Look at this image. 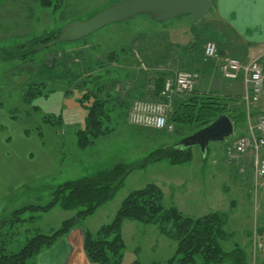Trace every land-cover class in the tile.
I'll return each mask as SVG.
<instances>
[{"label": "rangeland", "instance_id": "rangeland-1", "mask_svg": "<svg viewBox=\"0 0 264 264\" xmlns=\"http://www.w3.org/2000/svg\"><path fill=\"white\" fill-rule=\"evenodd\" d=\"M51 1L53 7L50 10L40 8L39 3L37 4V17L27 39H20L21 41L15 39L10 40L11 42L4 41V43L2 40L0 42V109L7 112L22 130L35 134V137L40 136L42 138L40 142L43 145L57 152L60 164L59 171L54 176L43 184L35 183V186L20 198L22 199L19 200L18 207L20 208L30 205L45 206L52 201L53 194L59 186L92 177L118 165H140L143 158L156 150L157 147L165 143H174L172 139H156L154 130L137 129L130 126L126 119L125 107L118 109L117 105L119 104L116 101V106H109L111 109L110 118L103 124L104 128L107 129L105 134L82 149L79 146L77 133L84 128L88 110L80 101L82 97L80 90L78 88L71 89V86L63 79L62 74L58 72V69H63L60 62L64 56L68 53L73 54V64L83 63L86 68L87 63L84 60L91 59L92 67L99 65L104 69L114 70L112 75L108 74L107 78H104L105 90L103 95L104 93L109 94L111 99L117 100L116 97L123 98L127 89L130 88H126V72H136L135 68L126 66L124 63L126 62V53H123L121 49L126 47L127 41L129 42L133 37L140 34L146 35V39L150 41L149 35H154L153 40H151L152 49L144 48L143 53L146 58L150 59L153 65H150L151 69L157 66L160 70L164 68L166 55L163 47L165 44H169V37L154 32L164 26L175 28L186 24V28H190L196 24L190 16H181L159 23L153 21L149 16L141 15L125 23L111 24L82 41L58 43L52 38L49 42L46 41L50 36L49 34L52 33V36L59 34L69 23L86 21L105 10L112 3H119L124 0H62V7L59 10L57 6L60 0L59 2L57 0ZM2 2L5 1L2 0ZM31 4L33 3L31 2ZM54 8L55 10H53ZM22 11L26 12L25 9ZM15 25V22H5V26L8 27H15ZM26 25L29 24L26 22ZM16 27L20 28L17 32H21L24 24L20 21ZM17 32L10 36H18L16 35ZM25 32L27 33V31ZM19 36H22V33ZM254 36L248 34V39ZM217 37L216 28L210 26L200 37V40L217 39ZM186 40L188 39L184 36L182 41L185 42ZM162 44L164 45L161 46ZM186 44L184 47L190 45ZM33 50L36 51V54H33ZM112 50L120 51L116 53L120 54L121 60L109 62L108 58ZM8 52H27L28 57L24 60L9 59L7 57ZM52 52L53 54H51ZM54 53L58 55L56 56ZM47 59L54 60L53 68H50ZM181 61L182 59L175 66L172 65V70L175 72H199L192 67L182 69ZM53 69L55 71H51ZM141 76L143 75H139V78ZM208 77L200 74V79L195 88L201 92L219 93L214 90L216 88L210 89V77ZM31 85L35 96L25 100L27 89ZM224 85V89H220L221 94L238 95L242 92L241 80L238 82L224 80ZM232 85L233 87H230ZM88 87L91 88V85ZM151 90L154 91V87L149 84L148 91L150 93L146 92L145 100H154ZM71 91L72 93H70ZM178 98L180 97H174L172 107ZM262 103L264 100L249 106H246L245 102H237L236 106L232 105L235 108L243 106L245 111V115L240 116L234 123L236 129L233 136L224 142L210 143L205 153H202L198 146L191 147L192 163L172 166L168 161H162L133 171L125 179L124 184L111 202L84 222L81 221L83 227L96 233L101 227L113 220L122 202L130 193L141 190L150 184H155L163 192V206L165 208L178 206L183 215L192 218L212 212L227 214L229 221L226 230L228 234L226 239L220 242L222 249L226 253H230L240 248L245 251L248 264H264V219L261 213L264 196L262 199L260 198L264 189L261 190L262 192L257 199L253 185L241 189L230 187L226 191L222 187L227 184L228 178L226 180L222 177L218 178V175L215 174L217 168L225 165L227 146L232 145L240 136L249 135L250 127L255 128L257 125L261 114L256 115L255 112L262 110V114H264V109L259 106ZM4 131H7L5 127ZM214 161L217 162L216 165L213 164ZM249 182L251 181L245 183L248 184ZM177 183H179L178 187ZM203 197H205V202H210L208 206H202L200 200ZM63 214L64 216H62ZM33 215L35 214L27 212L18 219H28ZM75 215L76 212L74 211H64L55 207L49 212L36 214L37 219L31 223L22 220L19 224L6 223L3 233L7 235L3 239L7 252H17L29 238L36 234H51L57 230L56 223L58 221L61 225L63 220H69ZM6 218L17 221L16 218L8 216ZM131 227L127 226L123 230L125 249L122 264H134L135 262L139 264H164L174 255L175 250L172 252L170 249L171 240L160 232L157 233L156 231L159 230L155 226L134 223ZM156 234H159L166 242L161 244V238L155 237ZM36 263L38 264L36 257L28 261V264Z\"/></svg>", "mask_w": 264, "mask_h": 264}, {"label": "trees", "instance_id": "trees-1", "mask_svg": "<svg viewBox=\"0 0 264 264\" xmlns=\"http://www.w3.org/2000/svg\"><path fill=\"white\" fill-rule=\"evenodd\" d=\"M57 1L59 2V0ZM0 3H2V0H0ZM39 7L50 10L53 7V2L51 0H40ZM57 7L58 10L62 7V0H60ZM149 18L151 17L149 16ZM60 34L61 32L52 36L51 33L46 41L50 42L53 38L58 43H64L59 41ZM153 36L149 35V41L146 39V35H136L131 39L132 41L126 42L125 48L121 49L123 53H126V62L124 63H126V66L135 68L136 72H126V81L130 82V88L127 89L123 98L116 97L117 100L111 99L109 94L104 93L103 95L105 90L103 82L108 74H113L114 70L104 69L99 65L98 67H92L91 59L84 60L87 63V68L83 63L73 64V54L71 53L64 56L61 62L58 61L63 67V69H58V72L62 74L63 79L71 86V89L78 88L80 90L82 93L80 101L88 110L84 128L77 133L79 146L82 149L88 147L93 140L98 139L107 131L103 124L110 118L111 109L109 106H116V101H118L117 108L125 107V114H127L126 112L133 101L145 98L146 92H149V84L154 87V91L151 90L152 98L159 100L165 80L173 76L175 72L172 70V65L175 66L182 59V69H187L191 67L189 66L191 60L189 59L192 55L199 57L196 61H203V45L206 40L198 41L199 39H195L194 43H190L188 47L169 43L163 47L166 55L164 68L158 70V67H156L146 71L147 69L142 65L145 58L143 50L147 47L149 50L152 49L151 44L153 43L151 40H153ZM117 51L119 50H112L109 54V62L121 60L120 54L116 53ZM7 54L9 59L19 58L24 60L28 57L27 52H8ZM33 54H36L35 50H33ZM54 55L57 56L58 54L54 53ZM53 62L54 60L47 59L50 68H53ZM176 66L179 69L178 65ZM55 69L51 71H55ZM143 69L146 70L143 71ZM141 74L143 76L139 78ZM89 85H91V88L88 87ZM33 86L35 87V85ZM33 92L34 89L31 85L27 89L25 100L28 97H34ZM232 105L236 106L237 100L220 93L201 92L194 89L192 93L181 95L180 98L176 99L173 112L168 119V124L173 125L175 130L173 132L153 131L156 133V139H172L173 144L165 143L157 147L156 150L143 158L140 165H118L92 177L82 178L59 186L53 194L52 201L45 206L30 205L15 211L11 218H16L17 221L5 219L0 224V264H28L29 260L38 256L43 250L52 247L60 237L68 235L79 222L93 216L101 207L111 202L124 184L125 179L133 171L162 161H168L172 166L190 163L193 159L192 149L176 147V143L208 127L221 116L227 115L235 123L240 116L245 115V111L243 106L235 108ZM135 128L146 130V128L141 127ZM163 199L164 195L161 188L155 184H150L141 190L130 193L109 224L101 227L96 233L84 231V250L90 264H122L125 249L123 237L125 222L155 226L160 234L176 243L174 256L164 264H223L226 262L247 264L244 250L237 248L233 252L226 253L220 245V242L226 239L228 234L226 230L229 221L227 214L212 212L200 218H192L183 215L176 207L165 208ZM55 207H59L64 211H74L76 215L64 221L51 234H36L29 238L17 252H7L3 239L7 235L3 233L6 223L12 225L19 224L22 221L31 223L37 219L36 214L49 212ZM27 212L35 215L28 219H21L22 221L18 219ZM134 264L139 263L135 262Z\"/></svg>", "mask_w": 264, "mask_h": 264}, {"label": "crops", "instance_id": "crops-1", "mask_svg": "<svg viewBox=\"0 0 264 264\" xmlns=\"http://www.w3.org/2000/svg\"><path fill=\"white\" fill-rule=\"evenodd\" d=\"M3 1L5 2L0 3V42L2 40L4 43V41L8 42L15 39L19 41H21L20 39H27L37 17V4L40 0ZM23 9L26 12L22 11ZM20 21L24 24V29L22 28L21 32H17L20 28L16 26ZM5 22H15L16 25L15 27H8L5 26ZM26 22L29 25H26ZM186 26V24L175 28L164 26L158 29L156 34L167 35L169 43L184 46L186 43V45L194 43L195 39L200 40L207 28L213 26L218 33L217 39L206 38L204 40L216 43L222 56L237 58L244 63L259 59L264 65V0H212L208 15L190 28H186ZM16 32L18 36H10ZM21 33L22 36H19ZM248 34L255 36L248 39ZM184 36L188 39L185 42L182 41ZM197 57L192 55L189 59L191 60L189 65L195 71H199L198 73L202 76H209L210 89L216 88L214 90L220 93V89H224L225 86L224 80L219 74L211 70L212 65L210 63L196 61V59H199ZM142 63V65L148 66L149 69L151 68L150 65L152 64L149 58L145 57ZM230 87H233V85ZM241 88L242 92L240 94L225 96L244 103V87L241 85ZM259 106L264 109V103ZM262 112V110H259L255 114L262 115ZM4 127L7 130L6 132ZM41 140L40 136L35 137V134L22 130L7 112L0 109V224L5 219H10L6 218L7 216L12 217L15 211L21 209L18 207L19 200H22L20 198L27 194L28 190L35 186V183L43 184L59 171L60 164L57 152L43 145L40 142ZM213 164L216 165L217 162L214 161ZM224 164V167L215 170L218 178L222 177L225 180L228 178L227 184L221 186L224 190L227 191L230 187L241 189L249 185L252 186L250 175L242 171V166L228 165L225 161ZM248 181L251 182L246 184L245 182ZM178 186L179 183H177ZM259 194H255L256 199ZM263 196L264 192L260 194V198L262 199ZM200 201L203 207L210 204L209 201L205 202V197ZM176 207L181 211L180 207ZM261 207L264 218V205H261ZM200 217L202 216L197 218ZM133 224L134 222H125L123 230L127 226H133ZM59 225L60 221L56 223V227L59 228ZM84 231L95 233L89 228L83 227V223L79 222L68 235L60 237L52 247L43 250L36 256L38 264H90L84 250ZM154 236L161 238V244L166 242L159 234ZM157 240L159 241V239ZM173 243H171L170 249H172V252L174 250L176 252V245H173Z\"/></svg>", "mask_w": 264, "mask_h": 264}, {"label": "built area", "instance_id": "built-area-1", "mask_svg": "<svg viewBox=\"0 0 264 264\" xmlns=\"http://www.w3.org/2000/svg\"><path fill=\"white\" fill-rule=\"evenodd\" d=\"M203 55L204 61L212 65L211 70L224 80L231 82L241 80L245 90L246 106L264 100V65L261 60L244 63L237 58L222 56L214 42H207L204 45ZM199 79L198 73L177 71L173 77L165 80L160 101L132 102L127 115L128 123L135 127L173 132L174 126L168 124L172 100L175 96L192 93ZM225 162L236 167L242 166V171L250 175L256 195L264 189V114L259 118L255 128L250 127L249 135L238 138L227 148Z\"/></svg>", "mask_w": 264, "mask_h": 264}, {"label": "water", "instance_id": "water-1", "mask_svg": "<svg viewBox=\"0 0 264 264\" xmlns=\"http://www.w3.org/2000/svg\"><path fill=\"white\" fill-rule=\"evenodd\" d=\"M211 10L210 0H124L114 3L86 21H73L66 25L59 36L60 42L81 41L103 28L125 23L137 16H150L159 23L181 16H190L198 23ZM234 123L229 116L218 118L208 127L180 140L176 147H200L202 153L212 142H224L234 134Z\"/></svg>", "mask_w": 264, "mask_h": 264}]
</instances>
